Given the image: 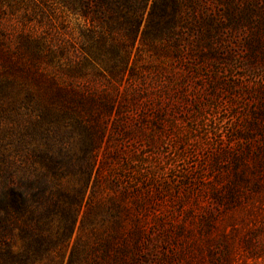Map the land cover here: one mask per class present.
I'll return each instance as SVG.
<instances>
[{
    "label": "rangeland",
    "instance_id": "obj_1",
    "mask_svg": "<svg viewBox=\"0 0 264 264\" xmlns=\"http://www.w3.org/2000/svg\"><path fill=\"white\" fill-rule=\"evenodd\" d=\"M149 3L112 29L61 0H0L6 101L28 120L38 91L71 90L60 135L94 161L37 264H264V0ZM99 32L106 66L83 61Z\"/></svg>",
    "mask_w": 264,
    "mask_h": 264
},
{
    "label": "trees",
    "instance_id": "obj_2",
    "mask_svg": "<svg viewBox=\"0 0 264 264\" xmlns=\"http://www.w3.org/2000/svg\"><path fill=\"white\" fill-rule=\"evenodd\" d=\"M150 0H61L63 7L78 13L92 23L98 20L114 29L121 20L132 22L128 10L133 6L146 9ZM183 0H151L153 9L168 4L180 6ZM36 54L40 44L30 43ZM83 61L106 66L108 45L101 32L93 35L84 49ZM40 52V53H39ZM5 66L0 70L3 74ZM0 74V264H37L38 256L52 246L74 224L73 216L79 212L73 206L80 189L72 192L70 176L91 173L94 161L90 157L74 159L71 141L60 135L62 128L70 126L74 115L73 103L78 97L62 88L46 87L38 91L34 116L19 118L20 107L6 101L8 86L17 81ZM32 95V94H30ZM34 97V95H32ZM75 98V100H74ZM58 108L45 105L54 103ZM52 107V108H50ZM9 108V109H8ZM14 111L16 114H7ZM48 119V123H47ZM72 122V120H71ZM54 123H60L53 125ZM45 137L43 151L33 146L39 137ZM30 147H27V146ZM28 148V149H27ZM87 169H82L83 165ZM82 179V177H81ZM80 196V195H79ZM75 198V199H74ZM80 205V204H79Z\"/></svg>",
    "mask_w": 264,
    "mask_h": 264
}]
</instances>
